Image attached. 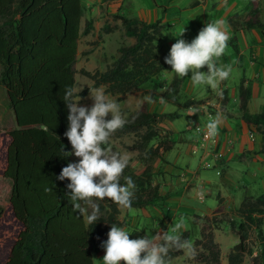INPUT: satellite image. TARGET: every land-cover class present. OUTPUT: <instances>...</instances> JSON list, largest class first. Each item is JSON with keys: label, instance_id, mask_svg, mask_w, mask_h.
Here are the masks:
<instances>
[{"label": "trees", "instance_id": "16d2710c", "mask_svg": "<svg viewBox=\"0 0 264 264\" xmlns=\"http://www.w3.org/2000/svg\"><path fill=\"white\" fill-rule=\"evenodd\" d=\"M248 4L243 27L264 29L259 0H248ZM82 14V0H0V86L5 89L16 123L15 128L0 130V176L11 182L7 203L0 207V264H94L91 247L101 243L112 224L122 225L118 206L108 199L97 203L99 220L88 225L72 211L65 195L69 181L56 179L71 162L70 155L64 156L61 151L63 147L64 152L70 153V144L63 135L68 127L63 94L65 86L74 88ZM117 18L121 20L124 35L133 37L134 42L121 45L118 56L104 71L81 72L93 80L94 86L104 85L106 92L123 97L169 65L159 61L156 54L155 43L163 36L160 19L145 22ZM92 28V20L87 19L81 34H88ZM102 29L109 32L112 27L106 25ZM232 40H236L235 35ZM233 48L239 52L238 45L234 44ZM157 86H153L152 94L163 100L182 107L194 102L191 99L179 102L180 78L175 75L163 91L157 92ZM238 92L241 118L261 133L260 152L264 156V109L249 112L251 87L243 79ZM177 115V111L150 112L144 101L125 117V126L115 132L136 133L143 129L142 140L134 144L139 154L145 153L142 168L136 172L128 165L120 181L123 184L124 177H131L135 183L131 207L142 208L160 199L158 184L153 182L152 165L160 148L167 151L172 142L167 134H159L155 124ZM155 138L159 142L150 145ZM46 188L51 191L46 192ZM222 210L218 208L216 212ZM236 213L239 222L230 219L228 223L238 241L227 255V264H243L246 254L250 255L248 264H264V244L255 255L248 244L251 229L260 241L264 240V193L254 199L245 197ZM145 234L134 228L130 238ZM181 235L189 240L188 230ZM194 244L202 249L195 254L197 263L220 264V248L212 230ZM181 253L170 252V262Z\"/></svg>", "mask_w": 264, "mask_h": 264}, {"label": "crops", "instance_id": "0c3cea01", "mask_svg": "<svg viewBox=\"0 0 264 264\" xmlns=\"http://www.w3.org/2000/svg\"><path fill=\"white\" fill-rule=\"evenodd\" d=\"M195 1L197 3L192 5ZM82 7L77 56L87 52L80 69L91 73L92 69L104 71L118 56L121 45L134 42L133 37L124 35L121 20L117 17L137 18L145 22L160 19L163 36L155 45L157 57L163 63L183 29L185 31L179 38L191 42L206 23L223 19L230 35L228 47L217 64L231 65L233 71L227 80L219 83L217 89L193 87L190 74L180 78L178 100L182 104L191 99L194 101L191 105L177 106L152 94V85H158L157 92L163 91L175 75L170 66L119 101L122 113L129 108L128 111L138 109L146 101L145 97L151 98V103L146 101L150 112H178L176 117L163 118L155 124L159 134H167L172 142L169 150L160 148V154L152 165L153 182L158 184L160 199L152 205L135 208L144 210L142 216L131 213L132 207H118V220L122 222L120 227H125L130 237L134 228L155 235L158 231L170 230L183 216L189 228L198 225L194 221L197 217H212L220 213L216 212L218 208L224 207L227 211L235 209L245 197L254 199L264 193L261 133L256 126L248 125L238 110V88L242 79L245 85L249 83L251 87L247 102L249 112L264 109V30L243 27L242 20L249 10L248 0H82ZM260 17L264 22L262 11ZM87 19L92 20L93 28L82 35ZM106 25L112 30L105 32L102 28ZM233 35L236 40L230 42ZM81 43L85 44L83 48H80ZM234 44L238 45L239 52L234 50ZM95 52L99 53V64L97 61L90 63V57ZM201 70L206 71V68ZM3 88L0 86L3 95L0 101V130L16 127ZM218 91H222V96L217 95ZM193 108L199 109L197 114H191ZM217 112L223 113L224 121L218 129L216 141L205 144L195 125L206 122ZM197 154H200L199 159L192 158ZM7 182L11 189L10 180L7 179ZM201 190L204 193L202 198L197 196ZM262 230L264 235V218ZM228 232L236 234L230 225H225L223 230H214V240L220 248V264H227V255L238 241L236 238L231 242ZM106 239L107 236H104L102 241ZM259 242L264 244V240ZM91 254L93 259L103 264L104 250L100 243L94 246Z\"/></svg>", "mask_w": 264, "mask_h": 264}, {"label": "clouds", "instance_id": "9594fccd", "mask_svg": "<svg viewBox=\"0 0 264 264\" xmlns=\"http://www.w3.org/2000/svg\"><path fill=\"white\" fill-rule=\"evenodd\" d=\"M179 37L164 58V63L171 67L176 77L183 78L190 74L193 87L208 86L213 89L229 78L232 66L217 64L230 39L223 19L206 23L191 42ZM205 68L206 71L201 70ZM75 94L74 88L65 86L63 101L68 109V127L63 135L71 145V153L64 152L63 147L61 151L64 156L74 155L78 161L63 167L56 179L69 181L65 195L72 211L82 216L88 225H93L100 215L96 201L108 199L118 207H131L135 183L131 177H124L123 184L120 182L124 169L129 165V156L104 147L127 120L121 113L120 105L103 90L95 89L90 94L91 107L78 106L81 98L73 100ZM222 94V91L217 92V95ZM145 100L151 103L150 97H145ZM198 111V108H193L191 114ZM223 121L221 112L210 116L205 125L206 136H217ZM45 191L50 192L51 188ZM203 195L202 190L197 192V196L202 198ZM82 202L87 207L82 206ZM187 229L185 217L180 216L170 230L131 239L125 227L112 224L107 239L100 243L104 250L103 264H170L169 253L174 250L184 251L191 256L193 243L181 235Z\"/></svg>", "mask_w": 264, "mask_h": 264}, {"label": "rangeland", "instance_id": "374dc122", "mask_svg": "<svg viewBox=\"0 0 264 264\" xmlns=\"http://www.w3.org/2000/svg\"><path fill=\"white\" fill-rule=\"evenodd\" d=\"M260 5L262 7V14H263V20H264V0H259ZM264 30V29H263ZM92 45H94V43H91ZM85 46V44L80 45V48H83ZM110 48H112V45L110 46ZM85 53H81L77 56L76 59V63H75V68H76V74H75V83H74V89L76 90V94L73 98V100L78 99L79 97L81 98L78 101V106H85V107H91L92 105V100L90 98V94L93 92V90L95 89H101L104 91V93L111 99L115 100L117 103H119V101H121L122 99H124L123 97H119L117 94H110L108 92L105 91V87L104 86H94L93 84V80L85 75L84 73H82L81 71L84 69H80V65L82 63H84V54ZM99 57V53L95 52L92 54V56L90 57V63H95V61H97V63L99 64L98 58ZM107 59V58H106ZM97 69H92V73L94 71H96ZM157 85V84H155ZM240 85V84H239ZM153 87V85H152ZM4 93H5V89L3 88ZM3 95L0 91V101H2ZM7 99V97H6ZM2 105V103H1ZM122 109V107H121ZM130 110L127 109L125 112H121L123 114L124 117H127L130 113H132L133 111H128ZM203 124V123H201ZM156 128V127H155ZM143 133V129L141 128L138 132L133 133V132H129V133H125V134H119V133H113L112 136L109 138L108 144L105 145L104 147L110 148L112 151L114 152H119L121 154H126L129 156V166L132 169V171H140L143 165V156L145 155L144 152H141L139 154L138 150H136L134 148V144L136 141H141V135ZM159 142L158 138L153 139L150 142V145H156ZM70 153H71V145H70ZM199 155H194L192 158H198L199 159ZM70 159L71 162H77L78 158L75 157L74 155H70ZM197 162V160H195L193 162V164L195 165ZM3 181V182H1ZM0 207H3L6 203L7 200L9 198V191H10V186L7 182V178H5V180L3 179V177H0ZM208 200V199H207ZM103 201V200H100ZM99 201H96V203H98ZM242 202V200L239 202L238 206L240 205V203ZM82 206L87 207V205L83 204L82 202ZM137 207H132L131 208V213L133 212L134 215L135 214H139L142 216V213L144 210H137L135 209ZM90 210V209H89ZM230 219H234L236 222H239L240 217L239 215L236 213V208L235 209H229L228 211L224 209L222 212L217 213L213 216V218L209 217V218H205V217H197L194 221L198 224L197 226H190L187 230L189 231V241H191L193 243V253L191 256H189L186 252L182 251L181 254H179L177 257H174L170 264H199L195 261V254L197 253V251H201V247L196 246L194 244L195 240L202 238V235L207 232L208 230H212L214 232L215 229H219V230H223L225 225H229L228 220ZM224 225V226H223ZM233 230V229H232ZM235 232V231H234ZM228 238L229 240L232 242L234 239L237 238V235L234 233H230L228 232ZM225 234V235H227ZM224 235V236H225ZM250 238L248 241L249 247L253 250V255H255L258 250L261 247V244L259 242V239L256 236V231L254 229H251L250 231ZM107 236V233L106 235ZM238 239V238H237ZM91 250H94V246L91 247ZM94 263L95 264H99L96 259L94 258ZM250 262V255L246 254L244 257V262L243 264H248Z\"/></svg>", "mask_w": 264, "mask_h": 264}, {"label": "built area", "instance_id": "2783aa9c", "mask_svg": "<svg viewBox=\"0 0 264 264\" xmlns=\"http://www.w3.org/2000/svg\"><path fill=\"white\" fill-rule=\"evenodd\" d=\"M208 122V120L206 122H204L203 124L201 123H196L195 128L197 131H199L200 135H201V140L203 143L205 144H211L212 142L216 141L217 136H215L214 138H208L205 134V125Z\"/></svg>", "mask_w": 264, "mask_h": 264}]
</instances>
